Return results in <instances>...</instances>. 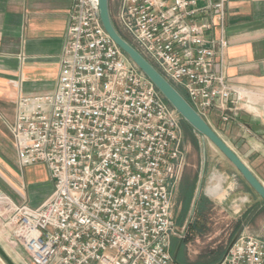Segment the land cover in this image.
<instances>
[{
    "label": "built area",
    "instance_id": "obj_1",
    "mask_svg": "<svg viewBox=\"0 0 264 264\" xmlns=\"http://www.w3.org/2000/svg\"><path fill=\"white\" fill-rule=\"evenodd\" d=\"M199 1L109 8L205 121L217 108L226 122L254 91L228 81L226 41L208 37L226 0ZM11 131L19 165H44L53 185L39 206L11 208L29 264H181L171 252L184 235L172 214L186 162L181 117L105 32L98 0H71L55 90L21 98ZM217 264H264V241L241 232Z\"/></svg>",
    "mask_w": 264,
    "mask_h": 264
},
{
    "label": "crops",
    "instance_id": "obj_2",
    "mask_svg": "<svg viewBox=\"0 0 264 264\" xmlns=\"http://www.w3.org/2000/svg\"><path fill=\"white\" fill-rule=\"evenodd\" d=\"M203 4L200 0L199 5ZM70 8L71 0H0V246L14 264L29 263L11 237V208L39 206L53 185L44 165H19L11 128L21 98L55 90ZM211 20L208 37L226 41L222 60L228 81L254 91V96L230 110L228 121L223 122L214 108L206 122L264 186V0H226L223 19L216 12ZM191 135L199 154L189 163L185 146L186 162L174 195L195 177L194 207L203 187L202 196L228 204L239 217L237 227H243L235 236L244 232L264 241V236L249 232L248 223L243 222L250 197L246 191L253 190L206 138L194 131ZM209 188L213 194L207 192ZM172 256L176 259V253ZM0 264H5L1 258Z\"/></svg>",
    "mask_w": 264,
    "mask_h": 264
},
{
    "label": "rangeland",
    "instance_id": "obj_3",
    "mask_svg": "<svg viewBox=\"0 0 264 264\" xmlns=\"http://www.w3.org/2000/svg\"><path fill=\"white\" fill-rule=\"evenodd\" d=\"M110 3L113 7L116 0H112ZM111 18L113 25L119 34L131 45L135 46L131 37L122 32L116 24L114 11L111 14ZM180 92L184 95L182 91ZM181 127L183 132L181 148L185 153V146L187 147L189 163H194L199 154V149L193 141V135H191L193 131L183 123H181ZM202 190L203 187H200L198 190V197L202 195ZM246 193H248L250 197L247 198L245 203L248 207V211L245 213L243 222H245V225L248 223L249 232L264 236V203L257 195L249 191V189H247ZM172 201V214L176 222V227L179 231L184 229V235L180 238H172L171 252L176 253L180 248L181 254L178 256L179 259L182 260L184 258L185 262L188 264L196 262L204 263L218 253L224 252L225 254L226 249L236 237V233L243 227V225L237 227L238 224H240L238 223L239 217L229 210L227 207L228 204H225L226 206L224 204L219 205L217 201L209 199L210 204L208 210H206L202 216H197L195 214L194 202L191 200L186 214L182 220H179L181 215V204L178 201V196L173 195ZM193 226H195V228H192Z\"/></svg>",
    "mask_w": 264,
    "mask_h": 264
},
{
    "label": "water",
    "instance_id": "obj_4",
    "mask_svg": "<svg viewBox=\"0 0 264 264\" xmlns=\"http://www.w3.org/2000/svg\"><path fill=\"white\" fill-rule=\"evenodd\" d=\"M99 18L103 29L124 55L152 83L163 99L192 128L194 132L206 138L238 171L248 186L264 203V186L251 170L218 136L212 127L192 108L187 100L169 83L129 42L116 30L110 16L109 0H98ZM0 258L5 264H14L0 246Z\"/></svg>",
    "mask_w": 264,
    "mask_h": 264
},
{
    "label": "trees",
    "instance_id": "obj_5",
    "mask_svg": "<svg viewBox=\"0 0 264 264\" xmlns=\"http://www.w3.org/2000/svg\"><path fill=\"white\" fill-rule=\"evenodd\" d=\"M175 89L182 95V93L177 88H175ZM181 123H183L184 125H186L187 127H189L192 130V128L190 126H188V124H186L182 119H181ZM195 180H196V178L193 177L191 179V181L190 180H186L180 186L179 195H178V201L181 204V215L179 217V220H182V218L184 217V215L186 214V212H187V210H188V208L190 206V203H191V200H192V197H193V193H194V188H195ZM209 204H210V201L207 198H205L204 196L200 195L198 197L197 201L195 202V214L197 216H202L204 214V212L206 210H208ZM192 228H195V226H193ZM180 254H181V249L179 248L177 250V252H176V261L181 263V264H188L187 262H185L183 257H182L183 258L182 260L179 259L178 256ZM223 255H224V252L218 253L216 256H213V258H211L209 261H206L204 263L196 262V263H193V264H217V263L220 262V260L222 259Z\"/></svg>",
    "mask_w": 264,
    "mask_h": 264
},
{
    "label": "bare ground",
    "instance_id": "obj_6",
    "mask_svg": "<svg viewBox=\"0 0 264 264\" xmlns=\"http://www.w3.org/2000/svg\"><path fill=\"white\" fill-rule=\"evenodd\" d=\"M207 192L209 193V194H213V188H209L208 190H207ZM244 200H246V199H244ZM233 203V202H232ZM237 203V202H236ZM235 204V203H234ZM244 205V204H243ZM232 209V208H231ZM234 209V208H233Z\"/></svg>",
    "mask_w": 264,
    "mask_h": 264
}]
</instances>
